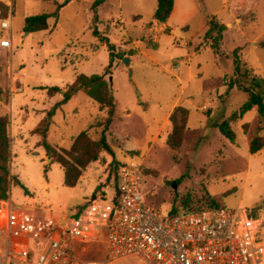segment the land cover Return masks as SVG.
Here are the masks:
<instances>
[{
  "label": "rangeland",
  "instance_id": "1",
  "mask_svg": "<svg viewBox=\"0 0 264 264\" xmlns=\"http://www.w3.org/2000/svg\"><path fill=\"white\" fill-rule=\"evenodd\" d=\"M192 1L198 11L179 0L169 34L154 20L158 0H105L97 19L94 0H0V19L11 17L14 43L12 50L0 49V117L9 121L13 177L0 212L13 205L59 219L75 215L101 191L110 196L117 165L127 164L141 167L145 204L162 214L188 195L196 207L213 199L264 222V149L249 152L255 137L264 139V117L255 107L231 121L234 142L216 127L249 98L230 88L231 80L247 86L264 79V0ZM43 13L56 14L49 28L26 32L25 19ZM211 19L225 26L216 49L205 37ZM236 49L245 76L235 75ZM125 57L132 65L123 64ZM80 74L104 77L115 103L109 122V108L85 90L48 116L60 94L51 88L63 96ZM180 106L189 118L181 146L172 149L170 118ZM83 131L93 140L104 133L111 150L69 188L57 154L43 143L62 153ZM98 248L86 257L103 259L104 252L93 255ZM112 264L148 263L129 257Z\"/></svg>",
  "mask_w": 264,
  "mask_h": 264
},
{
  "label": "built area",
  "instance_id": "2",
  "mask_svg": "<svg viewBox=\"0 0 264 264\" xmlns=\"http://www.w3.org/2000/svg\"><path fill=\"white\" fill-rule=\"evenodd\" d=\"M0 29V49L12 50L11 17ZM143 180L141 167L122 164L110 196L101 191L62 219L7 206L0 212V264H112L129 257L148 264H264V222L249 210L162 214L146 206ZM97 246L93 255L104 252L103 259L86 257Z\"/></svg>",
  "mask_w": 264,
  "mask_h": 264
},
{
  "label": "trees",
  "instance_id": "3",
  "mask_svg": "<svg viewBox=\"0 0 264 264\" xmlns=\"http://www.w3.org/2000/svg\"><path fill=\"white\" fill-rule=\"evenodd\" d=\"M104 2L105 0H94L92 4V10L95 13V19L98 17V8ZM174 2L175 0H158L157 8L154 13V20L157 23H167L172 14ZM55 16L56 14L48 13L29 16L25 19V31L29 34L45 31L49 28V19ZM8 17L9 16L1 18L0 22L3 19H7ZM224 28V25L219 24L214 19L209 21L208 30L205 37L213 41V49L218 48V45L222 40ZM93 33L94 36L98 34L96 30ZM3 34L4 32L0 29V36ZM107 43L109 50H112L113 46L109 43V41ZM233 59L235 75L245 76V74L242 73L241 59L238 55L237 49L233 52ZM248 82V85L244 86L241 85L240 81L231 80L229 84L230 88L237 87L239 90L248 93L249 98L247 102L243 104L242 107L229 119L216 126L220 133L231 142H234L236 139V135L230 125L231 121L242 118L244 115L251 112L255 107H257L259 115L264 117V79L252 78L248 80ZM81 90H85L86 94L97 104L101 105L102 107L109 108V122L110 118L114 114L115 103L112 95L110 94L108 84L102 75H78L74 82L67 87L66 91L63 93L61 101L52 108V110L48 113V116L52 117L55 109H58L69 102ZM51 91H55V93H61L62 90L58 87H53L51 88ZM188 118V109L181 106L177 107L171 116L170 121L173 125V130L168 137V145L172 149H177L181 146L184 132L187 127ZM8 124L9 121L6 116L0 117V200L8 199L9 185L13 180V177L10 173V139L8 134ZM47 131L48 129L45 130V133L42 135L44 138H46ZM43 145L46 151H53V153L57 154L58 162L64 170V184L69 188H74L78 184L83 171L89 164L98 161L100 154L103 151L109 152L111 150V146L104 133L101 135L99 140H93L89 137L86 131L78 134L74 138L71 148L69 150H63L62 153H57L54 149V146L48 144L46 141H44ZM262 149H264V139L261 137H255L250 143L249 152L253 155L260 152ZM120 165L121 164H118L115 169V182L116 172ZM16 183L21 185L18 180H16ZM192 203L193 201L190 196H183L178 200L176 205L172 206L170 213L178 214L182 212H193L222 207L213 199L210 200V204L207 207H196L192 205Z\"/></svg>",
  "mask_w": 264,
  "mask_h": 264
},
{
  "label": "crops",
  "instance_id": "4",
  "mask_svg": "<svg viewBox=\"0 0 264 264\" xmlns=\"http://www.w3.org/2000/svg\"><path fill=\"white\" fill-rule=\"evenodd\" d=\"M188 1H189L190 5H192V7H193L196 11H198V9L195 8V4L193 3V1H192V0H188ZM250 2H251V0H247V3H248V4H249ZM227 3H228V2H227ZM178 6H179V0H175V2H174V7H173V11H172V14H171L169 20L167 21L166 24H161V25L165 28L166 33H169V34H172V33H173V29L169 26V24L172 22V20H173L175 14L177 13V11H178V9H179ZM221 25H222V24H221ZM185 26H187V22L183 23V27H185ZM163 27H162V28H163ZM130 60H131V65H132V57H130ZM61 97H63V96H62V93H60V94L58 95V99H57V101H56V104H57L58 102L61 101V99H62ZM71 100H72V99H71ZM56 104H55V105H56Z\"/></svg>",
  "mask_w": 264,
  "mask_h": 264
},
{
  "label": "water",
  "instance_id": "5",
  "mask_svg": "<svg viewBox=\"0 0 264 264\" xmlns=\"http://www.w3.org/2000/svg\"><path fill=\"white\" fill-rule=\"evenodd\" d=\"M123 64L125 65V66H130V64H131V60H130V57H125V58H123ZM174 188H176V183H174ZM93 199H94V196H93Z\"/></svg>",
  "mask_w": 264,
  "mask_h": 264
}]
</instances>
